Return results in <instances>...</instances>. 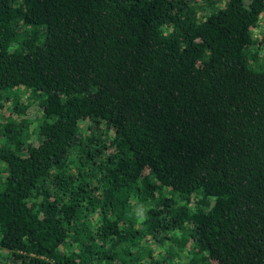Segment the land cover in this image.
<instances>
[{"label":"trees","instance_id":"1","mask_svg":"<svg viewBox=\"0 0 264 264\" xmlns=\"http://www.w3.org/2000/svg\"><path fill=\"white\" fill-rule=\"evenodd\" d=\"M263 15L0 0V264H264Z\"/></svg>","mask_w":264,"mask_h":264},{"label":"rangeland","instance_id":"2","mask_svg":"<svg viewBox=\"0 0 264 264\" xmlns=\"http://www.w3.org/2000/svg\"><path fill=\"white\" fill-rule=\"evenodd\" d=\"M254 35H259L260 33L262 34L264 32V15L260 17V20L258 21L257 26L253 30ZM132 213V210H130V213Z\"/></svg>","mask_w":264,"mask_h":264}]
</instances>
